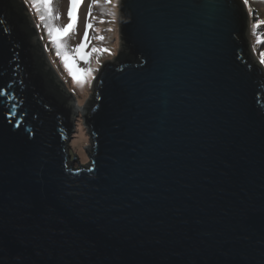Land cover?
Returning a JSON list of instances; mask_svg holds the SVG:
<instances>
[{"label":"water","instance_id":"1","mask_svg":"<svg viewBox=\"0 0 264 264\" xmlns=\"http://www.w3.org/2000/svg\"><path fill=\"white\" fill-rule=\"evenodd\" d=\"M248 19L243 0H119L117 52L77 112L23 0H0V264H264Z\"/></svg>","mask_w":264,"mask_h":264},{"label":"rangeland","instance_id":"2","mask_svg":"<svg viewBox=\"0 0 264 264\" xmlns=\"http://www.w3.org/2000/svg\"><path fill=\"white\" fill-rule=\"evenodd\" d=\"M248 9V40L254 58L264 69V0H243ZM38 31L46 59L65 88L74 97L77 112L89 97L93 78L99 66L113 58L119 46L117 11L119 0H82L78 7V22L65 36L61 37L60 47L53 42L50 34L62 29L70 22L68 12L71 0H23ZM92 27L88 28L87 25ZM87 33V35H86ZM103 37V39H100ZM85 51L92 53L87 62L75 57L74 63L80 69H91L90 75L82 82H76L65 67L63 54L72 55L81 44ZM93 48L108 51L92 52ZM59 53V54H58ZM80 115V114H79ZM80 117V116H79ZM74 131L68 146L69 159L73 167L88 163V134L79 118L75 120Z\"/></svg>","mask_w":264,"mask_h":264},{"label":"snow or ice","instance_id":"3","mask_svg":"<svg viewBox=\"0 0 264 264\" xmlns=\"http://www.w3.org/2000/svg\"><path fill=\"white\" fill-rule=\"evenodd\" d=\"M82 0H71V8L68 12V16L70 18V22L64 26L62 29H55L50 34L52 35L53 42L57 44V47H60V41L61 37L67 35L75 26V24L78 22V14L77 10L78 7L81 6ZM88 28H91L92 25L88 24ZM7 31V29H5ZM87 35V33H86ZM100 39H103V37H100ZM85 44H81L79 48L75 51L74 54L70 55L67 52L63 54V60L65 63V67L69 69L70 74L72 75L73 79L78 82L82 83L88 75L91 73V69H80L75 63V57L78 56L81 60L87 62L91 56L92 53L87 52L84 50ZM101 51H108L107 49H97L93 48L92 52H101ZM59 54V53H58ZM261 63H264V61H261ZM7 89L0 88V95H3L4 92H6ZM9 110V114H10Z\"/></svg>","mask_w":264,"mask_h":264}]
</instances>
